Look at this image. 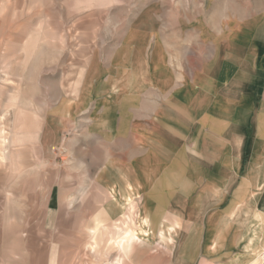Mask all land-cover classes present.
Masks as SVG:
<instances>
[{"label": "rangeland", "instance_id": "obj_1", "mask_svg": "<svg viewBox=\"0 0 264 264\" xmlns=\"http://www.w3.org/2000/svg\"><path fill=\"white\" fill-rule=\"evenodd\" d=\"M263 14L264 0H0V222L40 217L59 168L85 231L66 264H114L107 237L126 228L141 240L127 264H264L249 45Z\"/></svg>", "mask_w": 264, "mask_h": 264}, {"label": "crops", "instance_id": "obj_2", "mask_svg": "<svg viewBox=\"0 0 264 264\" xmlns=\"http://www.w3.org/2000/svg\"><path fill=\"white\" fill-rule=\"evenodd\" d=\"M262 17L264 23V14ZM251 36L248 34V39ZM249 45L254 50L251 57L256 56L259 58L262 54V62L256 61V69L252 74L255 75V79L264 78V27L261 31L254 30L253 40ZM5 139L0 137L2 143H5ZM81 168H83V165H80ZM55 174L56 180L54 183L45 185V187L43 185L39 186L38 205L39 209L42 207L40 217L29 215L28 223L25 224L24 228L14 227L11 224L4 225L0 222V264H66L69 242L78 240V235L85 234L84 230L76 228L74 218L77 213L75 210L80 205L79 198L76 197L79 190L76 187H68L66 176L63 175L66 172L63 169H55ZM42 189H44L43 194ZM88 192L89 190L87 195ZM254 216L260 218V222H264L262 211H257ZM124 217L128 218L126 215ZM81 225L90 228L89 218ZM134 226H136L135 221H131V228ZM100 229L103 230L100 231ZM100 229L94 230L93 240L98 239L100 235V239L106 238L104 233L109 231L105 226ZM137 229H134L135 243L141 242L136 233ZM127 233L128 228L119 230L117 237H107L109 238L107 246L110 250L118 251V257L114 264H127L129 252L134 250L135 243L131 249L123 248L116 243ZM96 246L97 243L92 242L90 244L93 250ZM262 250H264V244ZM256 261L258 262V260Z\"/></svg>", "mask_w": 264, "mask_h": 264}, {"label": "bare ground", "instance_id": "obj_3", "mask_svg": "<svg viewBox=\"0 0 264 264\" xmlns=\"http://www.w3.org/2000/svg\"><path fill=\"white\" fill-rule=\"evenodd\" d=\"M128 236H127V234L126 235H124V236H122L121 238H120V242L118 243L121 247H125V248H127V249H131V247H132V245H133V243L135 242L134 241V239L135 238H127Z\"/></svg>", "mask_w": 264, "mask_h": 264}]
</instances>
